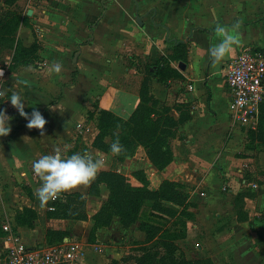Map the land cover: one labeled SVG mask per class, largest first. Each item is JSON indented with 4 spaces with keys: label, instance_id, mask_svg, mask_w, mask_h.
Segmentation results:
<instances>
[{
    "label": "rangeland",
    "instance_id": "1",
    "mask_svg": "<svg viewBox=\"0 0 264 264\" xmlns=\"http://www.w3.org/2000/svg\"><path fill=\"white\" fill-rule=\"evenodd\" d=\"M139 1L14 0L0 6V69L5 71L0 119L17 111L23 97L28 99L31 78L43 82L57 71L52 99L75 98L80 90L85 102L80 116L60 112L69 127L65 130L44 131L41 114L31 119L39 135L37 156L27 164L29 180L10 173L0 182V237L5 235L2 224L10 223L15 213H26L23 206L32 199L36 204L41 200L47 219L65 222L63 232L44 230L43 242L70 238L84 264L104 254L103 245L110 239L104 237L101 245L97 231L110 224L116 225L118 242L127 246V254L104 264H264V170L253 169L264 152V112L256 127H240L245 135L239 138L227 140L232 127L217 133L218 120L211 113L196 114V121L203 123L210 116L207 133L215 137L185 130L195 102L190 96L194 73L205 84L204 61L212 56L207 70L211 74L224 58L218 52L224 40L213 37L210 55L205 46L196 53L188 44L174 48L165 39H151L160 49L151 56L139 35L124 38L117 25L124 17L136 29L142 27L135 16L147 15L149 8L136 10ZM125 2H131V12L120 8ZM27 10L33 11L31 16ZM107 17L116 24L110 42L102 32L95 35ZM17 35L23 44L30 41L35 51L30 64L11 70L13 50L5 47L6 39ZM253 39H261L260 33ZM213 71L211 91L218 108L223 105L221 73ZM153 82L165 89L163 101L155 98ZM108 89L140 96L132 121L119 129L122 133L115 129L108 135L97 128L96 97ZM166 117L180 124L171 126ZM149 149L152 153L147 154ZM241 157L250 159L242 175L237 172ZM62 160L66 167L60 166ZM82 162L88 171L80 175L73 167L81 169ZM135 228L141 234L134 235Z\"/></svg>",
    "mask_w": 264,
    "mask_h": 264
},
{
    "label": "crops",
    "instance_id": "2",
    "mask_svg": "<svg viewBox=\"0 0 264 264\" xmlns=\"http://www.w3.org/2000/svg\"><path fill=\"white\" fill-rule=\"evenodd\" d=\"M5 1L6 0H0V6L5 4ZM119 5L120 8H128L129 12L132 10L131 2H125ZM141 8H149L147 15L135 16V22L136 17H140L142 23L140 26L142 27L138 26L136 29V27H134L129 21H126L124 17L122 21L120 19L117 21V25L122 33H124V38H131V35L133 34L139 35L143 47L146 48L145 51L150 52L151 56L157 52L156 49H159L157 43L156 46L153 45L150 41L151 39H155L154 41L156 42L165 39L166 41L172 42L174 48L179 43L188 44L191 45V51H195L196 53H198L199 49L205 46L207 50L209 49L211 55V40L213 37H217V35L222 36L224 42L222 41L220 45L221 48L218 52L221 53L224 58L220 63L215 64L213 70H220L221 73L223 105L222 107L218 106V108L214 105L211 82L216 71L211 70V74L207 71L210 67L209 65L213 61L211 56L204 61V69L206 71V77L204 79L205 84H203L196 75L197 72L194 73V90L190 95L195 100L193 103L194 110L192 109L190 112L191 117L187 124L185 123L184 128L185 130L188 129L190 133L194 132L195 135L201 134V136L209 135L210 137H215L216 135L213 132L207 133V124L210 121V116L206 115L205 122L203 123L196 121V114L201 112L208 114L211 113L217 117L218 120V123L215 125L217 133H221L222 130L227 127H232V136L229 138L227 137V140L239 138L244 132L240 130V126L234 125L231 122L228 110L229 93L225 85V65L229 61L235 59L245 48L264 50V11H254L256 8H264V0H140L138 5H136V10L138 9L139 11ZM28 11L29 10L26 11V15ZM31 12L33 13L32 10ZM192 24H195L196 27H192ZM115 25L114 19H109V17L103 19L95 30V35L98 34L96 38H98L99 34L102 32L104 35H108V40L110 42L113 37L112 34H115ZM137 25L139 24L137 23ZM195 28L196 30L193 31ZM256 31L261 35V39H258V41L253 39V34H255ZM16 40L21 43L23 47H31L32 43H30V41L24 42L23 44L18 35ZM79 45H81V43H79ZM93 50L98 51L99 49ZM44 52H46V49ZM75 54L76 58L75 61L73 58V62H76L79 52H76ZM97 70V67H95L94 72L97 73ZM57 72L51 74L50 77L45 76L43 82L31 78V80H29L31 85H28L30 88L28 99L23 97L21 106L17 111L1 117L0 182L9 179L8 177L10 176V173L18 180H29L28 178L30 175L27 164L36 159L37 151L34 147L39 140V135L35 132L36 129L30 124L31 119L41 114L39 119L40 124L43 126L41 129L44 131H52L56 128H63L64 130L69 128L63 121L60 112L72 116H80V110L85 103L81 97L82 91L79 90V96L75 98H68L67 95H63V98L60 100L52 99L51 90L57 88L55 83L60 77V71ZM4 73L5 71L3 70L2 77H4ZM2 77H0V80ZM53 77L57 78L54 79ZM152 86L155 98L163 101L166 94L165 89L155 82L152 83ZM96 98L99 110L109 111L124 120L129 119L140 104V96L138 94L127 91L121 92L116 89H108L103 92L100 91ZM67 103L71 105L69 108L65 106ZM44 105H46V107L42 108ZM191 127H193L194 130H192ZM52 160L53 159H50L49 161ZM249 161L250 159L247 157L239 158V168L237 169V172L242 175L244 166H246ZM66 163L67 162H63L62 160L60 166L63 165L62 167H66ZM80 166L81 169L77 168L78 170H76L75 167H73V170L75 173L83 175L88 171V165L82 162L80 163ZM227 168H229V166H227ZM43 169L49 170L53 169V167L48 169L42 168L40 173H45V170ZM63 169L60 172H63ZM253 169L264 170V152L260 153L259 162L253 166ZM90 183H93V181ZM240 184H245V180L240 181ZM254 186L257 185L254 184ZM23 207L28 208L29 211L35 214L30 225L19 224L17 222L16 217L24 214L22 212H19L18 214L15 213L16 215L14 214L12 216L10 223H5L9 224L11 229L13 228V234H15L27 247L45 250L54 246L73 242L70 238L64 236L57 244L44 243V230L63 232L66 228L65 222L63 220L47 219L43 213L44 211L41 205V200L39 201V204H36V200L35 202H32L31 199L27 201ZM87 225L90 226V223H87ZM115 226L116 225L114 224H110L97 231V241L100 242L101 245H103V242L105 241H103L104 237L108 236L109 238L107 237V240H110L106 241L107 244L103 245L104 254L101 255V258L99 257V259L95 261H89L87 264H104V262L108 260L110 262H115L127 254V246L124 247L125 244L122 245L118 242L119 239L117 238ZM134 230V235L139 232L136 228ZM139 234L141 233L139 232ZM72 235L76 236L75 233H72ZM4 236L5 235H2L0 237V248L4 245ZM129 238L130 237L128 236L127 241Z\"/></svg>",
    "mask_w": 264,
    "mask_h": 264
},
{
    "label": "built area",
    "instance_id": "3",
    "mask_svg": "<svg viewBox=\"0 0 264 264\" xmlns=\"http://www.w3.org/2000/svg\"><path fill=\"white\" fill-rule=\"evenodd\" d=\"M225 85L231 122L240 127H256L264 106V50L245 48L229 61L225 65ZM2 230L5 236L0 264H84L81 251L73 242L45 250L30 248L13 234L9 224H3Z\"/></svg>",
    "mask_w": 264,
    "mask_h": 264
},
{
    "label": "trees",
    "instance_id": "4",
    "mask_svg": "<svg viewBox=\"0 0 264 264\" xmlns=\"http://www.w3.org/2000/svg\"><path fill=\"white\" fill-rule=\"evenodd\" d=\"M14 0H6L5 5H9ZM182 43H179L175 48H178L182 46ZM6 48L13 50V55L11 58V64L10 68L11 70L17 69L19 66H26L30 64V60L33 59L32 52L35 51L34 46H31L29 48L23 47L21 43H19L16 40V36H12L11 38L6 39ZM264 112V106L261 107L260 113ZM261 115V114H260ZM260 117V116H259ZM131 118V117H130ZM188 119V118H186ZM132 119L123 120L117 116H115L113 113L106 111V110H99L97 113V128L101 132H107L108 135H110V132L112 130H119L124 125L130 124ZM167 124L171 126H176L177 123L180 124V121L175 123L174 120L171 117H166ZM182 121V120H181ZM123 130H119L120 133H122ZM117 138H120V134L114 135ZM119 143L122 144V142L119 140ZM150 148L149 145H145V147ZM165 150V148H164ZM152 153V151L149 149L147 151V154ZM23 215H19L16 217V220L19 224H27L30 225V222L34 218V214L27 210H24ZM175 249L173 245H170V247ZM184 264H190L188 261H185Z\"/></svg>",
    "mask_w": 264,
    "mask_h": 264
},
{
    "label": "water",
    "instance_id": "5",
    "mask_svg": "<svg viewBox=\"0 0 264 264\" xmlns=\"http://www.w3.org/2000/svg\"><path fill=\"white\" fill-rule=\"evenodd\" d=\"M31 14H32V12H31V10H29V11L27 12V15L29 16V15H31ZM136 22H137L139 25L142 24V23H141V19H140L139 16L136 17ZM75 58H76V54H75V56H74V61H75ZM180 69H181V70H184V66H183L182 64H180Z\"/></svg>",
    "mask_w": 264,
    "mask_h": 264
}]
</instances>
